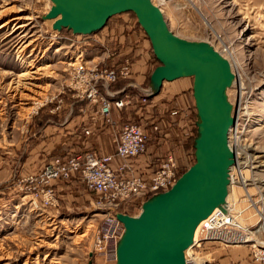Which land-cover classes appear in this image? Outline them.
<instances>
[{"label":"rangeland","instance_id":"1","mask_svg":"<svg viewBox=\"0 0 264 264\" xmlns=\"http://www.w3.org/2000/svg\"><path fill=\"white\" fill-rule=\"evenodd\" d=\"M152 1L172 32L208 42L237 76L226 91L234 116L229 145L236 153L227 202L234 223L244 228L231 236L211 233L187 256L193 252L204 264H264L254 255L264 249V0ZM50 6V0H0V264H114L94 247L106 214L95 206L98 195L73 178L52 182L49 203L46 186L30 181L52 160L29 163L36 134L55 120L52 98L62 99V106L77 101L70 90L73 64L80 57L97 61L105 51L96 52L85 39L91 34L53 30L52 20L42 18ZM105 60L121 61L115 55ZM37 68L31 80L18 83L20 74ZM181 79L192 93V78ZM13 84L27 88L13 93ZM134 206L126 203L117 212L137 215Z\"/></svg>","mask_w":264,"mask_h":264},{"label":"water","instance_id":"2","mask_svg":"<svg viewBox=\"0 0 264 264\" xmlns=\"http://www.w3.org/2000/svg\"><path fill=\"white\" fill-rule=\"evenodd\" d=\"M43 15L52 29L76 35L99 31L109 18L132 12L158 60L149 77L150 96L164 82L192 78L196 110L194 162L166 191L147 198L137 215L117 212L123 233L114 264H186L198 224L215 208L224 209L235 154L229 145L234 125L226 91L234 73L230 62L205 41L179 37L152 0H50Z\"/></svg>","mask_w":264,"mask_h":264},{"label":"built area","instance_id":"3","mask_svg":"<svg viewBox=\"0 0 264 264\" xmlns=\"http://www.w3.org/2000/svg\"><path fill=\"white\" fill-rule=\"evenodd\" d=\"M114 52L105 47V51L101 54L102 58L99 60L94 58L97 61L89 62L80 57L71 70L72 97L77 101L97 105L98 114L106 128L113 124L111 118L113 109L126 110L131 106L133 100L131 89L139 92L141 103H147L150 95L149 86L142 87L134 82L133 61L129 57H124L118 64H105V58L116 55ZM119 80H124L125 84L118 90H112L111 86ZM52 99L55 104L52 112H55L61 108L62 99H56V97ZM176 113L177 110L171 111V115ZM83 132L87 136L92 134L90 129H84ZM150 132L163 134L157 120L139 123L125 121L113 132L114 152L112 154H101L90 148L75 156L58 155L44 164L37 175L30 177L31 182L46 186L45 201L49 203L55 198L54 191L51 189L52 182L68 181L73 178L79 179L88 193L98 195L99 200L95 206L106 209V214L100 230L97 231L94 247L103 253L108 261H116L117 243L124 230L122 223L115 217L117 209L126 203H134V207L140 209L147 198L168 190L182 173L179 171L174 153L170 150L156 160L157 168L147 177L135 170L134 162L146 152ZM115 160L119 163L113 166ZM121 213L129 214L126 210H122ZM201 222L203 224L197 239L194 240L195 237H193L192 249L200 247L210 233L219 231L231 236L241 228L233 223L235 221L229 202H226L223 210L214 209ZM192 253L185 255L186 264H198ZM254 255L264 263V249L257 248Z\"/></svg>","mask_w":264,"mask_h":264},{"label":"crops","instance_id":"4","mask_svg":"<svg viewBox=\"0 0 264 264\" xmlns=\"http://www.w3.org/2000/svg\"><path fill=\"white\" fill-rule=\"evenodd\" d=\"M122 14L109 18L104 27L85 39L89 40L92 46L97 47L96 52L104 45L115 51V58L119 60L129 57L133 61L134 82L142 87L148 86L149 74L157 65L150 41L137 23L136 17L131 19ZM96 58L99 60L102 57L100 55ZM124 84V80H119L111 86V89L118 90ZM131 93L133 99L131 106L126 110L113 109L111 111L113 124L107 128L103 126V120L98 114V106H91L85 101L71 100L68 106L64 103L59 110L50 112L55 116L53 118L55 120L44 125L40 133L36 134L29 163L33 167L39 165L42 159L45 161L57 155L65 157L79 154L90 148L101 154H112L113 132L122 123L157 120L163 134L150 132L146 152L134 162L135 170L147 177L157 168L156 160L170 150L174 153L181 171L191 158L189 142L196 127L194 100L192 93L188 91L187 82L181 78L164 82L158 94L148 96L147 103L140 102V94L137 90L131 89ZM174 110H177V113L171 115V111ZM84 129H90L92 134L85 135ZM147 130H149L148 126ZM118 163L119 161L115 160L113 166Z\"/></svg>","mask_w":264,"mask_h":264},{"label":"bare ground","instance_id":"5","mask_svg":"<svg viewBox=\"0 0 264 264\" xmlns=\"http://www.w3.org/2000/svg\"><path fill=\"white\" fill-rule=\"evenodd\" d=\"M14 19V18H13ZM6 24V22L5 23H3L2 24V26H4ZM32 65V64H31ZM28 66V65H27ZM33 67V66H32ZM30 69H32V68H30ZM34 69V68H33ZM38 69H40V68H37L36 70H34V71H32V70H30V71H28V72H24V73H22V74H20L19 75V82L18 83H20V81H22V80H31L34 76V74H36L37 75V71H39ZM236 77L237 76H235L234 75V79L236 80ZM234 81V80H233ZM17 83V84H18ZM20 84H22V83H20ZM23 85H24V83H23ZM30 85V84H29ZM242 86V85H241ZM27 87H25V86H23V87H20V85H15L14 86V84H13V87L10 89L13 93H14V91L15 92H19L20 90H24V89H26ZM21 93H23V92H21ZM19 95V94H18ZM24 95V94H23ZM22 95V96H23ZM28 95V94H27ZM27 96H26V94H25V97L24 98H26ZM20 98V97H19ZM22 98V97H21ZM230 147H231V149L233 150V151H235L233 148H232V146L230 145ZM234 154H235V157H236V153L234 152ZM228 201V195H227V197H226V201H225V204H226V202ZM225 204L223 205V207L225 206ZM216 209H219V208H215V210ZM236 217V216H235ZM234 223V222H233ZM264 223V222H263ZM203 224V222H201L200 224H198V226L196 227V229H195V232H194V240L195 239H197L196 237H197V235H198V232H199V229H200V227H201V225ZM238 225V224H237ZM239 227H241V228H244V227H242L240 224H239ZM211 234V233H210ZM210 234H208V236H207V238L206 239H209V238H211L210 237ZM222 235V234H221ZM245 237V236H244ZM226 242H228L229 240H225ZM246 241H251V238H247L246 239ZM230 242V241H229ZM192 248H191V246H189L186 250H185V255L187 256V254H188V252L191 250ZM258 249H261V250H263L262 248H258ZM195 260V262H197L198 264H202L203 262L202 261H200L199 259H197V258H195L194 259Z\"/></svg>","mask_w":264,"mask_h":264},{"label":"trees","instance_id":"6","mask_svg":"<svg viewBox=\"0 0 264 264\" xmlns=\"http://www.w3.org/2000/svg\"><path fill=\"white\" fill-rule=\"evenodd\" d=\"M128 13H132V12H128ZM133 14V13H132ZM134 15V14H133ZM135 16V15H134ZM67 30V29H66ZM67 31H70V30H67ZM71 32V31H70ZM153 57H154V59H155V61H156V63H157V65H159V62H158V60L155 58V56L153 55ZM156 65V66H157ZM155 66V67H156ZM154 67V68H155ZM149 77H150V74H149ZM149 77H148V79H149ZM196 136V127H195V129H194V135H193V138H192V140L189 142V149L191 150V155L193 156V162H194V148H193V140H194V137ZM193 164V163H192Z\"/></svg>","mask_w":264,"mask_h":264}]
</instances>
